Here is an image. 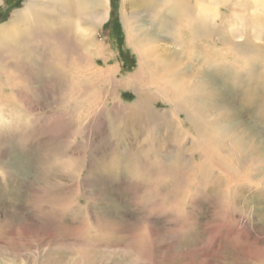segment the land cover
I'll use <instances>...</instances> for the list:
<instances>
[{
  "label": "rangeland",
  "instance_id": "obj_1",
  "mask_svg": "<svg viewBox=\"0 0 264 264\" xmlns=\"http://www.w3.org/2000/svg\"><path fill=\"white\" fill-rule=\"evenodd\" d=\"M122 1L109 0V21L72 39L60 62L50 40L0 50V264H264V197L257 193L264 184L248 185L252 167L219 134H193L183 114L203 120V109L187 100L200 65L233 73L250 70L251 57L231 62L215 52L220 31L203 48L188 32V41L176 34L171 44L150 42L149 70L164 63L153 78L169 83L164 91L142 88L152 98L143 109L123 83L140 68L126 27H148L151 16L133 8L124 20ZM134 1L129 7L141 2ZM25 2L3 0L0 28ZM189 2L196 12L210 0ZM223 3L215 0L225 15L216 25L235 24L247 41L258 21L252 4L238 0L230 12ZM158 4L151 13L171 16L176 1ZM235 94L230 103L240 110ZM212 113L219 121L225 112Z\"/></svg>",
  "mask_w": 264,
  "mask_h": 264
},
{
  "label": "bare ground",
  "instance_id": "obj_2",
  "mask_svg": "<svg viewBox=\"0 0 264 264\" xmlns=\"http://www.w3.org/2000/svg\"><path fill=\"white\" fill-rule=\"evenodd\" d=\"M170 1L141 0L139 6L136 7H129V5L135 3L134 0L132 2L131 0L122 1L121 18L124 20L129 15L126 10L133 8L138 12H146L147 16L148 14L151 16L148 27L139 28L131 25L126 27L128 45L137 52L140 68L134 74L135 78L129 79L127 83L123 81V83L133 86L136 91V103L143 109L148 108L147 102L152 98L148 96L149 92L145 91L140 94V91L146 89L145 87H154L159 91H164L165 86L169 82L162 77L159 78L160 83L154 79L156 78L155 75L159 71L164 70L165 66L162 63L160 70L156 68L158 71L156 73H152L149 70V67L154 65L155 62L148 60L149 55L144 49L145 45L155 40H163L171 44L170 42L175 40L177 35L182 38L184 33L188 32V34H196L195 43H198L197 45L203 48L202 43L211 39L216 31H220L219 46L214 48L215 52L220 54L224 50V56L230 57L229 60L231 62L236 61L239 55L248 56L247 58L251 57V69L236 68L233 69L234 72L232 73L218 71V69L211 70L206 65H200V67H203L197 74L203 73L195 81L191 82V87L189 86L188 89L191 96L189 95L187 100L194 106L203 109L202 114L199 113L202 115V122L205 121V125L202 122L200 123L199 120L201 119L195 116L196 113L193 114L189 110L183 112L184 122L190 127L193 134L197 136H204L203 138H205L208 135L219 134L223 138H221V144L224 145L225 143L232 153L238 152L237 159L244 166L249 164L247 166L252 167L253 173H251L250 181L246 180L248 185L250 183L253 184V182L264 184V44H261V40L264 38L261 16V12L264 13V0H246L252 4V16L257 15L258 21H253V27L248 33L249 37L247 41L244 40L243 42L241 41L243 36L238 37L237 35L239 30H234L235 24H232L231 28L230 26L229 28L227 25L225 26L224 22L216 25L215 22L218 16L222 17L225 15L217 9L215 0H210L207 5H196L198 7L196 12L193 10L189 0H175V8L170 7L171 9L169 8L170 10L168 11L171 16H167L169 15L168 13L167 15L151 13L158 11V2L163 6L164 2L169 3ZM222 1L224 3L220 4L219 8L230 3L232 6L229 11L233 12L232 7L237 5L238 0ZM0 4H3V0H0ZM73 4L76 14L71 13L67 0H26L22 8L13 13L11 18L7 20L8 23L1 25L0 50L8 48L5 50L16 49L24 51L26 49L29 50V47L38 40L45 42L50 40L54 44V48L59 49L60 53L57 59L60 62L67 55V46L69 44L78 42L85 33L87 38L89 28L92 29L97 24L101 26L108 18L109 0H73ZM193 11L194 17L192 21L191 14ZM99 12L102 13L97 15ZM207 16L212 21L207 22L208 24L206 23ZM180 17L184 18L185 21L179 23L176 19ZM232 17L237 19L235 22L239 19L235 13ZM226 35L228 36L227 41L225 39ZM182 40L188 41L185 38H182ZM145 79H147V82ZM138 80H143L146 84L139 86L137 84ZM219 81L223 87L222 89L219 88ZM238 87L241 90L238 94H235L234 90ZM233 94L240 97V110L231 106L230 100ZM211 111L213 113L219 111L225 113L223 118L217 121L210 115ZM239 116H244V118L242 117L243 119L240 120ZM252 165L255 166L254 169ZM229 169L232 170L233 168L230 167ZM242 176L240 180L238 179V182L243 181L248 175L243 174ZM257 193L259 194L258 196L264 197L263 191Z\"/></svg>",
  "mask_w": 264,
  "mask_h": 264
},
{
  "label": "flooded vegetation",
  "instance_id": "obj_3",
  "mask_svg": "<svg viewBox=\"0 0 264 264\" xmlns=\"http://www.w3.org/2000/svg\"><path fill=\"white\" fill-rule=\"evenodd\" d=\"M109 21V19L107 20V22ZM113 26V25H112Z\"/></svg>",
  "mask_w": 264,
  "mask_h": 264
}]
</instances>
